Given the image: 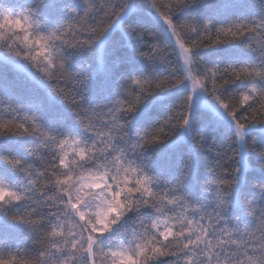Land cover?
Segmentation results:
<instances>
[{"label":"snow or ice","instance_id":"snow-or-ice-1","mask_svg":"<svg viewBox=\"0 0 264 264\" xmlns=\"http://www.w3.org/2000/svg\"><path fill=\"white\" fill-rule=\"evenodd\" d=\"M0 264H264V0H0Z\"/></svg>","mask_w":264,"mask_h":264}]
</instances>
